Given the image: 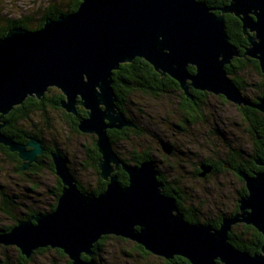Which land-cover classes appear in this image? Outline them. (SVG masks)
<instances>
[{
  "label": "water",
  "instance_id": "95a60500",
  "mask_svg": "<svg viewBox=\"0 0 264 264\" xmlns=\"http://www.w3.org/2000/svg\"><path fill=\"white\" fill-rule=\"evenodd\" d=\"M219 12L197 0H80L76 11L48 18L40 29L14 28L0 38V144L26 162L22 170L35 161L43 152L40 142L22 144L6 137L3 118L27 98L41 100L55 88L64 97L63 111L76 116L80 105L87 112L77 128L94 135L99 175L107 183L99 194L81 192L67 160L53 153L62 184L55 209L19 221L0 234V245L16 246L26 258L56 248L71 264H96L93 246L103 236H114L166 261L177 256L189 264H264V172L239 173L247 193L239 199L238 213L224 216L218 229L189 224L175 198L162 194L154 162L126 164L107 133L135 126L117 109L112 75L136 58L169 76L188 97L192 88L264 113V98L255 104L244 99L226 75L225 66L240 54L229 41L223 18L230 14L240 20L249 43L243 56L256 60L264 75V0H230ZM162 148L169 154L167 145ZM119 168L128 176L126 186L114 174ZM236 224L252 226L262 235L259 252L251 255L228 242Z\"/></svg>",
  "mask_w": 264,
  "mask_h": 264
},
{
  "label": "rangeland",
  "instance_id": "374dc122",
  "mask_svg": "<svg viewBox=\"0 0 264 264\" xmlns=\"http://www.w3.org/2000/svg\"><path fill=\"white\" fill-rule=\"evenodd\" d=\"M68 0H0V12L3 17L18 18L30 17L37 21L44 14L50 4L56 7L66 5ZM59 4V5H56ZM38 14V15H37ZM245 57V56H243ZM235 59V58H234ZM236 76L243 80L239 90L242 97L251 103H256L260 88L264 87V75L258 72L252 65L236 66ZM180 92L168 89L159 96L130 94L125 101L124 117L133 125L140 126L143 131L136 132L134 127L126 129V137L113 142V150L120 160L126 164H132V160L138 152L148 151L151 161L154 162L157 171L162 174L167 183L175 182V187L184 192V204L194 205L199 209L201 224L216 219L219 215L232 216L230 213L239 206L236 191L244 186V182L227 171L216 172L219 175L193 176L200 161L211 162L212 159H224L228 154L225 140H230L231 145L244 151L246 156L254 155V140L251 135L250 122L246 121L239 106L227 101L221 95L208 93L206 100L197 111L205 117L202 121H196L177 132L174 125L181 120L182 110L179 104ZM78 108L82 106L78 105ZM209 115L215 117L210 118ZM22 129L26 132L37 134L51 151L57 150L68 162V168L74 179L88 189L98 187L100 175L99 169L94 167V155L92 150L93 134H82L71 127L61 109H53L47 106L43 111H33L20 121ZM217 127L220 137L206 136V132ZM166 143L173 152L167 154L159 143ZM209 142V143H208ZM247 150V152H246ZM52 159V158H51ZM249 159H243V164ZM132 161V162H131ZM50 163L45 159V163ZM17 165L0 151V230L10 227L14 223L13 218L21 214H31L48 210L57 203V196L51 193L56 186V175L51 173L48 164L32 175L26 176L15 171ZM98 171V172H97ZM121 168L114 173H120ZM29 172V171H28ZM57 194V193H56ZM12 196L15 209L11 214L3 213V198ZM26 206H22V205ZM238 213V212H237ZM234 215V214H233ZM236 224L232 228L236 227ZM232 230V229H231ZM126 240V239H125ZM130 245L116 241L104 242L102 254L99 256V264H163L166 261L157 256H139ZM111 242V243H110ZM0 245V260L9 264H19L16 260L18 254L14 251L16 246ZM124 251L122 253V249ZM40 249V250H45ZM40 250H37L38 252ZM47 250V249H46ZM33 254L24 264H68V257H61L59 249L49 248L48 252ZM129 253V255L126 254Z\"/></svg>",
  "mask_w": 264,
  "mask_h": 264
},
{
  "label": "trees",
  "instance_id": "16d2710c",
  "mask_svg": "<svg viewBox=\"0 0 264 264\" xmlns=\"http://www.w3.org/2000/svg\"><path fill=\"white\" fill-rule=\"evenodd\" d=\"M199 2H202L206 4L209 8L214 9V12L216 15H221L219 12V9L224 7L227 3H229V0H197ZM59 5V4H56ZM80 5V0H68L66 5L61 6V8H58L55 6V4H50L49 7L45 9L44 14L38 19L37 21H33L30 17H18V18H9V17H3L0 12V38L4 37L8 31L14 28H25L27 30H37L40 29L45 20L48 18L56 19L60 15H66L68 13H72L77 10L78 6ZM38 15V14H37ZM224 18V25L225 30L228 35L230 43L235 45L238 50L240 57L235 58L231 61V63L227 66H225L226 75L229 78V80L234 83L239 89L243 85V80L238 78L235 73L236 66H244V65H252L259 73V65L258 62L255 60L248 59L246 57H243L244 51L246 47L248 46L247 38L243 37V33L241 30V25L237 18H235L232 15H223ZM190 73H194L195 69L193 67L188 68ZM112 87L115 93L116 102H117V109L119 112L124 114L125 109L123 102L125 99L132 93H138L140 95H153V96H159L161 93H164L168 89L170 90H178V85L175 84V82L169 78L167 75L162 76L160 73L156 72L147 62H145L142 59L136 58L132 63L129 64H122L120 65L119 69L113 72L112 75ZM190 94L194 96L195 98H198L197 107L195 110V113H200L197 111L198 107L203 104L206 100L207 93L205 92H199L195 91L193 89L190 90ZM181 96V92H180ZM259 97L264 98V87L260 88ZM64 99L63 95L56 90L55 88H50L44 95V97L41 100H37L35 98H27L24 103L20 106L15 107L7 116L3 118L4 121H8L9 125L2 129V131H6L7 129L11 130L10 133L17 137L20 134H27L28 132L24 131L22 128L18 127L16 122L19 124L21 119L24 117H27L30 112L33 111H43L44 108H46L48 105L53 106L52 108L60 109V103ZM257 100V98L255 99ZM61 110V109H60ZM243 114L246 113L244 109H241ZM249 115L247 117L251 118V135L254 141L257 140L259 137V142H261L262 146H264V117L260 113H258L256 110H250L249 109ZM87 117V112L77 107V116H76V123L74 126V131L78 132V123L80 120ZM249 118V119H250ZM9 126V127H8ZM136 132L140 133L143 131V129L140 126L134 127ZM22 132V133H21ZM126 129H122L119 134H117L114 130L108 131V136L110 143L113 144L114 141L118 139H122L126 137ZM215 134V133H214ZM214 134L210 135L214 137ZM28 140V138L26 137ZM54 152V151H52ZM93 155V163L94 167L97 169L98 160L100 159V155L97 152V148L95 146V140H93L92 143V150L90 151ZM57 153V152H56ZM255 154V153H254ZM247 154L244 155L246 157ZM264 155V154H263ZM261 156L259 154H255L252 157V160L254 157ZM263 157V156H262ZM231 160H236L232 155H229V158ZM240 159V158H239ZM151 160V156L149 155L148 151L138 152L137 155L134 156L132 164L139 165L140 163L144 161ZM241 160V159H240ZM250 161L249 163L253 162ZM243 162V160H241ZM231 166L233 167H239V163L229 162L227 161ZM248 163V164H249ZM225 162H223V165ZM247 164V165H248ZM252 168V167H251ZM242 170V168H241ZM260 171L264 172V169H261ZM98 172V171H97ZM118 178V183L121 186H126L128 183V176L123 171H120V173L116 172L114 173ZM99 175V172L97 173ZM159 181L163 183L162 188V194L165 196L173 197L176 200V204L178 207L179 212L183 215L184 220L189 224H201V220L199 217V209L194 205H183V193L182 190L178 187H175L173 185L167 184L164 179L160 176ZM106 182L102 181L101 178H99V184L98 187L95 189H88L84 187L83 185L79 184L77 182V187L81 192H90L93 194H99L102 191L105 190ZM62 190V184L59 181V186L57 192H55L57 199L60 196ZM247 191L245 186H243L241 189L236 191L237 198L240 199L246 195ZM3 208H1L3 213L11 214L10 211L13 210L14 203L11 206L10 199L3 198ZM180 206V207H179ZM56 207V204L54 205L53 211ZM15 209V206H14ZM50 211V212H51ZM238 212V205H235L234 210L231 215L236 214ZM35 212H33V215ZM32 215V214H29ZM186 215V216H185ZM225 216L219 215L216 219H213L211 221L204 222V225H209L213 229H218L222 218ZM30 216H25L22 218L14 217V223L11 227H7L3 229V231L8 232L10 229L17 224L19 221L27 220ZM109 241H116L121 244L130 245V242L120 238V237H114V236H103L95 245L93 246V256L91 259L95 261L96 264H99V256L102 254V250L104 248V242ZM228 242L237 250L244 251L249 254H254L256 252L260 251V248L263 244V237L262 235L254 229L252 226L240 224L236 227L232 228V230L228 234ZM111 243V242H110ZM122 253L124 251V248L122 247ZM133 251L136 252L139 256H150L148 252H146L141 246L134 244L132 247ZM46 250V249H45ZM45 250H40L41 252ZM49 251V248H47L46 252ZM60 251V250H59ZM125 252V251H124ZM38 254V255H44ZM61 257L64 258L63 252ZM127 255L129 253L126 252ZM82 258L84 260H89L86 256L82 255ZM68 264H71L69 260H66ZM163 264H189V262L182 258V257H174L170 261H163Z\"/></svg>",
  "mask_w": 264,
  "mask_h": 264
},
{
  "label": "flooded vegetation",
  "instance_id": "af4514ba",
  "mask_svg": "<svg viewBox=\"0 0 264 264\" xmlns=\"http://www.w3.org/2000/svg\"><path fill=\"white\" fill-rule=\"evenodd\" d=\"M229 2H230V0H229ZM229 3H227L226 5H228ZM225 5V6H226ZM228 15H230V14H228ZM232 16H234V15H232ZM235 17V16H234ZM236 18V17H235ZM238 19V18H237ZM238 21H239V23H240V25L242 26V24H241V22H240V20L238 19ZM241 30H242V27H241ZM242 33H243V31H242ZM254 35V33H249V36H253ZM243 37H248V34H244L243 33ZM248 42V41H247ZM248 46H249V43H248ZM247 46V47H248ZM246 47V48H247ZM246 57V56H245ZM246 58H248V57H246ZM248 59H250V58H248ZM251 60H253V59H251ZM256 61V60H255ZM163 76V75H162ZM169 77V76H168ZM170 78V77H169ZM174 81V80H173ZM175 82V81H174ZM175 84L176 85H178L176 82H175ZM178 87H179V85H178ZM179 89H181L180 87H179ZM192 89V88H191ZM190 89V90H191ZM190 90H189V95H190V97H188L187 95H185L184 94V92L181 90V96H180V101H179V104H180V107H181V110H182V115H181V120H179V121H177L176 122V124L174 125V129H175V131H177V132H182L183 131V128L184 127H186V126H188V125H191V124H193L194 122H196V121H202V120H204V117H205V115L202 113V112H200L199 114L198 113H195V110H196V107H197V100H198V98H195L194 96H192L191 94H190ZM194 90V89H193ZM195 91H198V90H195ZM200 92V91H199ZM208 94V93H207ZM259 99V98H258ZM257 99V100H258ZM248 100V99H247ZM257 100H256V102H257ZM199 101V100H198ZM253 104H255V102L253 103ZM51 107H53V106H51ZM77 107H78V105H77ZM238 108H240V109H244L245 111H246V113L244 114L245 116H246V121H249L250 122V119L247 117V115H249L248 113L250 112L249 111V109L250 110H256L258 113H260L261 115H263V117H264V113H262V112H260L259 110H257V109H255V108H253V107H249V106H240V107H238ZM55 109H57V108H55ZM61 109V108H60ZM247 114V115H246ZM64 116L66 117V119L69 121V123H70V125H71V127L74 129V126H75V123H76V116L75 115H71V114H68V113H66L65 111H64ZM209 117L210 118H213V121L215 120L216 121V119H215V117L212 115V117L209 115ZM4 121V120H3ZM6 122V125L2 128V129H4L5 127H7V125H9V122L8 121H5ZM16 124H17V126L18 127H20V128H23L22 126V124L23 123H21V122H19V124L16 122ZM263 126H264V124H263ZM9 127V126H8ZM2 129H1V132H2V134H4L6 137H8V138H11L12 140H14L15 142H17V143H22V144H27L29 141H30V139H34V140H36V141H38V142H40V144H41V148L43 149V152L41 153V154H39V155H37L36 156V158H35V161H33V162H29L28 163V166L26 167V169H24V170H22V168H23V166L25 165V161H23L20 157H19V155H18V153L17 152H11L10 150H9V148L8 147H6V146H4V145H2V144H0V151L2 152V153H4L9 159H11L13 162H15V164L17 165V167H15L14 169H15V171H17L18 173H20V174H22V175H26V176H30V175H32L30 172H35L34 174H36L40 169H41V167H43L45 164H48V166H49V169H50V171H51V173H53L54 175H56L55 174V169H54V165H53V160L51 159L52 158V154L53 153H56L57 152V150H55L54 152H52L48 147H47V145L40 139V137L37 135V134H35V133H32V132H28L27 134H23L22 132V134H20V135H18L17 137H15L14 135H12L11 133H10V131L12 130H6V131H2ZM117 134H119V132L121 131V130H114ZM215 133V134H214ZM213 135L214 134V137H220L221 138V140L223 141V140H225L226 138H223V137H221V133L218 131V129H217V127H213L212 129H209L207 132H206V136L210 139V135ZM26 137L28 138V140L26 139ZM213 137V136H212ZM93 140H95V137H93ZM252 140H254L253 138H252ZM209 143V142H208ZM224 144H226V146H227V149H228V154L226 155V157L224 158V159H212V161L211 162H205V161H200L199 162V164L197 165V168L195 169V171L193 172V176H198V177H204L205 175H219V174H217L216 172H218V171H227V172H229L230 174H232L233 176H236V177H238L241 181H243L244 182V180H243V178L239 175V173H243V174H246V175H248V176H254L255 174H257V173H263V171H260L261 169H264V146H262V144H261V142H259V137L257 138V140L256 141H254V153L256 154H259V155H261V156H258V157H254V159L252 160V157H253V155H250L249 156V154H248V156H246V157H244V151H241V150H238L236 147H234V146H232L231 145V142H230V140H225L224 142H223ZM163 144H165V145H167L166 143H163L162 142V144H160L159 143V145H160V147H162V145ZM113 145V144H112ZM168 147H169V154H172V153H174L173 152V149L169 146V145H167ZM28 150H30V148L28 147L27 148ZM98 152V151H97ZM246 152H247V150H246ZM58 153V152H57ZM168 154V155H169ZM254 154V155H255ZM229 155H232L236 160H234L235 161V163H239V167L237 168H235V167H233V166H231L229 163H227V161H229V162H234L233 160H231V159H228L229 158ZM263 156V157H262ZM243 160V159H249V161L248 160H246L247 161V163L245 164H243V162H241V160ZM45 159H47V160H49L50 161V163H45ZM100 160V159H99ZM99 160H98V163H99ZM253 161V162H251V163H249L250 161ZM223 162H225V164L223 165ZM249 163V164H248ZM248 164V165H247ZM98 166V165H97ZM201 167H206V168H209V172H207V173H204L203 174V171H202V169H201ZM252 167V168H251ZM241 168H242V170H241ZM29 171V172H28ZM121 171H123L122 169H121ZM124 172V171H123ZM125 173V172H124ZM159 173V172H158ZM162 177L163 178V176H162V174H160L159 173V177ZM57 177V176H56ZM164 179V178H163ZM102 181H104L103 179H101ZM177 180L178 179H176L175 180V182H171V183H167V184H170V185H176V183H177ZM59 178L57 177L56 178V186L51 190V193H53L54 194V192H57V190H58V186H59ZM77 182V181H76ZM105 182V181H104ZM244 186H245V183H244ZM182 193H183V195H184V192L182 191ZM54 195H56V194H54ZM7 196H5V198H6ZM185 197V195L183 196V198ZM8 198V197H7ZM11 198H17V197H14V196H12ZM11 198H8V199H10V201H11V206H12V204L14 203V200H12ZM58 200V199H57ZM183 202H184V199H183ZM15 204L16 203H14V206H15ZM57 204V203H56ZM184 204V203H183ZM22 205V204H21ZM14 206H13V209H14ZM22 206H26V205H22ZM53 205L52 206H50V208L48 209V210H46V209H42V212H46V213H49L52 209H53ZM42 212H35L34 214L35 215H33V213H31L32 215H29V214H26V213H24V214H21V215H19V218H22V217H25V216H30V218L31 217H33V216H36L37 214H40V213H42ZM52 212V211H51ZM29 218V219H30ZM28 220V219H27ZM13 225V224H12ZM16 225V224H15ZM14 225V226H15ZM13 226V227H14ZM11 227V226H10ZM12 227V228H13ZM5 228H7V227H5ZM4 228V229H5ZM11 228V229H12ZM10 229V230H11ZM9 232V231H8ZM3 233H7V232H5V231H3V229L2 230H0V234H3ZM2 247H5V246H2ZM16 254H18V258L16 259L17 261H18V263L19 264H24L23 262H25V261H27L29 258H26L25 256H23L21 253H20V251L18 250V249H16L15 251H14ZM40 252V251H39ZM38 251H37V254L39 253ZM36 252H34L33 254H35ZM32 254V255H33ZM93 256V255H92ZM0 264H9L8 263V260H6V262H4L3 260H0Z\"/></svg>",
  "mask_w": 264,
  "mask_h": 264
},
{
  "label": "bare ground",
  "instance_id": "6f19581e",
  "mask_svg": "<svg viewBox=\"0 0 264 264\" xmlns=\"http://www.w3.org/2000/svg\"><path fill=\"white\" fill-rule=\"evenodd\" d=\"M245 99V98H244ZM180 207V206H179ZM186 216V215H185ZM4 246V245H3ZM47 249V248H46Z\"/></svg>",
  "mask_w": 264,
  "mask_h": 264
}]
</instances>
